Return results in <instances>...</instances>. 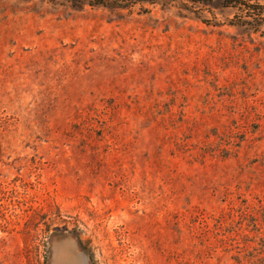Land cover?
I'll return each mask as SVG.
<instances>
[{
  "label": "rangeland",
  "instance_id": "374dc122",
  "mask_svg": "<svg viewBox=\"0 0 264 264\" xmlns=\"http://www.w3.org/2000/svg\"><path fill=\"white\" fill-rule=\"evenodd\" d=\"M112 1L0 0V264H264V26Z\"/></svg>",
  "mask_w": 264,
  "mask_h": 264
},
{
  "label": "trees",
  "instance_id": "16d2710c",
  "mask_svg": "<svg viewBox=\"0 0 264 264\" xmlns=\"http://www.w3.org/2000/svg\"><path fill=\"white\" fill-rule=\"evenodd\" d=\"M104 0H97L91 6L103 5ZM184 2V7L187 10L194 9L196 5L208 7L213 0H180ZM150 2L155 3L154 0H115L111 5L115 8H129L136 3ZM224 8H232L237 11L234 19L229 21V26L240 28L246 32L258 33L262 26H264V4L258 2L252 3L251 0H221Z\"/></svg>",
  "mask_w": 264,
  "mask_h": 264
}]
</instances>
